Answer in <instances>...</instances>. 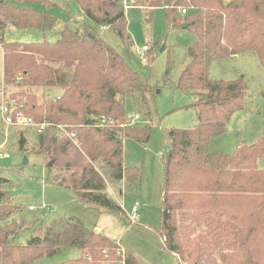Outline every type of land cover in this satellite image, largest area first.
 <instances>
[{
  "label": "trees",
  "instance_id": "obj_1",
  "mask_svg": "<svg viewBox=\"0 0 264 264\" xmlns=\"http://www.w3.org/2000/svg\"><path fill=\"white\" fill-rule=\"evenodd\" d=\"M74 1L89 21L82 32L64 26L54 42L8 43L2 37L10 27L52 31L58 22L53 12L60 8L51 0H0V88H16L9 100L22 105L33 123L48 124L35 139L54 172L52 182L87 207L124 215L107 195L105 179L138 184L140 169L123 164V139L148 142L152 127L142 123L149 121L150 111L138 107H149L150 92L140 75L100 38V30L111 28L122 43L132 44L123 0ZM156 9L165 11L166 26L186 24L194 36L177 88L197 96L196 125L170 130L169 146L161 153L157 232L180 264H264V169L257 165L264 157V138L241 145L233 155L207 151L211 139L222 135L230 118L243 110L247 90L241 78L210 79V63L251 51L264 71V0H133V11L145 10L147 20ZM31 88L59 94L38 104ZM132 97L136 111L127 115L124 100ZM100 118L105 119L103 127ZM5 184L0 178V264H32L64 248H76L80 256L59 264L119 261L117 243L77 218L30 226L25 208L10 201ZM28 229L26 242L15 243ZM125 264L138 263L125 254Z\"/></svg>",
  "mask_w": 264,
  "mask_h": 264
},
{
  "label": "rangeland",
  "instance_id": "obj_2",
  "mask_svg": "<svg viewBox=\"0 0 264 264\" xmlns=\"http://www.w3.org/2000/svg\"><path fill=\"white\" fill-rule=\"evenodd\" d=\"M61 9L54 11L58 16L52 31L39 29L8 28L3 41L8 43L54 42L60 30L67 26L83 31L88 19L74 0H51ZM228 3L231 0H223ZM127 31L131 45L122 43L111 28L99 31L100 38L119 53L128 65L147 84L148 108L138 107V111H150L149 121L142 123L152 127L147 143L140 144L132 139H123V164L141 171L138 184L114 183L105 179L107 195L124 211V215L107 210H96L83 205L69 190L52 182L54 172L47 166L36 143L33 127L10 126L0 122V151L9 158L0 159V178L6 181L3 189L9 192L10 201L25 208L30 226H47L55 218L74 217L87 229L101 232L118 246L133 253L140 264H179L165 249L157 229L160 225L162 155L169 146L167 133L170 130L192 129L197 123V96L177 88L178 77L189 61L188 50L194 43L193 34L177 26H166L165 11L156 9L151 20H147L145 10H128ZM144 47L148 51L143 52ZM144 57L148 62H143ZM2 48L0 45V87L2 86ZM212 80L232 81L241 78L247 85L243 110L236 112L228 121L222 135L211 139L209 154L233 155L241 145H250L264 138V71L254 52H246L213 60L209 66ZM27 91V88L24 89ZM36 96L38 104L44 98H53L57 90L42 88L29 89ZM16 88L5 91L7 99ZM28 92V91H27ZM124 100L125 112L135 111L134 100ZM140 120V117L138 118ZM264 169V157L257 162ZM137 202L139 210L135 222L129 220L130 208ZM45 203L47 210L28 211V206ZM29 226V227H30ZM97 232V233H98ZM31 230H24L15 238V243L23 244ZM80 251L76 248L61 249L53 257H44L32 264H59L77 259Z\"/></svg>",
  "mask_w": 264,
  "mask_h": 264
},
{
  "label": "built area",
  "instance_id": "obj_3",
  "mask_svg": "<svg viewBox=\"0 0 264 264\" xmlns=\"http://www.w3.org/2000/svg\"><path fill=\"white\" fill-rule=\"evenodd\" d=\"M123 7L125 12L128 10L133 9V0H123ZM182 14L185 13L184 10L181 11ZM143 52L148 51L147 47H144L142 49ZM143 62H148L144 57H142ZM5 92L0 88V122L2 125L6 127L10 126H26V127H33L35 129V132L41 133L45 128L48 127L47 123H41V124H35L30 118H27L22 113V105H18L16 101L9 100L5 98ZM137 119V116L134 118V120ZM134 123V121H132ZM105 119L100 118L99 120V126L103 127L105 126ZM58 129H60L62 132V128L58 126ZM64 133V132H63ZM65 136H67L73 143L77 142V138L74 134H67L64 133ZM9 158V154L3 153L0 151V159H7ZM36 209L40 210H47L48 206L45 203H40L38 206H28V211H35ZM139 209V204L135 202L130 209V216L129 220L131 223L135 222L137 218V213ZM117 255L120 257L119 261H117L115 264H125V251L118 246L117 249ZM104 253V251H103Z\"/></svg>",
  "mask_w": 264,
  "mask_h": 264
},
{
  "label": "crops",
  "instance_id": "obj_4",
  "mask_svg": "<svg viewBox=\"0 0 264 264\" xmlns=\"http://www.w3.org/2000/svg\"><path fill=\"white\" fill-rule=\"evenodd\" d=\"M57 95L59 94V92H57L56 93ZM131 209V208H130ZM139 210V209H138ZM124 251H125V253L126 254H130L131 256H133L134 258H135V260L137 261V263L138 264H140V262L138 261V259L136 258V256L133 254V253H131L130 252V250L129 251H127V249L126 248H123V247H121ZM171 255L176 259V261L179 263V261H178V259L171 253ZM180 264V263H179Z\"/></svg>",
  "mask_w": 264,
  "mask_h": 264
},
{
  "label": "water",
  "instance_id": "obj_5",
  "mask_svg": "<svg viewBox=\"0 0 264 264\" xmlns=\"http://www.w3.org/2000/svg\"><path fill=\"white\" fill-rule=\"evenodd\" d=\"M181 27H182L183 29H186V28H187V25H186V24H183ZM94 232H95V233H97V232H98V230H97V229H95V230H94Z\"/></svg>",
  "mask_w": 264,
  "mask_h": 264
}]
</instances>
